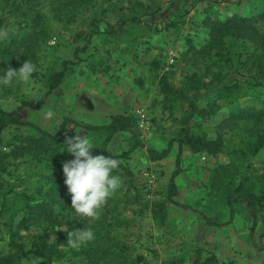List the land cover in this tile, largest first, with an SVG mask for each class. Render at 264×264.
Here are the masks:
<instances>
[{"label":"rangeland","instance_id":"374dc122","mask_svg":"<svg viewBox=\"0 0 264 264\" xmlns=\"http://www.w3.org/2000/svg\"><path fill=\"white\" fill-rule=\"evenodd\" d=\"M256 3L258 0H160L159 8L143 14L135 7L130 8L128 0H97L80 10L72 24L52 22L38 53L33 83L26 86L17 81L7 94H0V107L6 110L18 107L22 100L43 101L37 108L24 107L20 116L51 133L57 132L64 118L92 125L107 124L116 114L133 118L137 128L118 132L107 146L109 153L118 154L135 143L140 144L124 159L135 174L139 203L124 196L126 187L118 170L114 175L119 177L120 187L105 204L108 218L119 219L117 237L126 252L127 264H164L171 259L194 264L211 254L222 264H264V206L252 234V217L245 203L236 202L233 211L225 200L226 193L239 184L244 194L250 188L264 196V147L246 160L242 153L252 140L229 129H219L223 111L204 120L202 125L209 137L221 135L224 150L211 156L183 146L176 178L179 194L174 198L180 204L168 203L163 224L153 217L150 207L152 201L167 195L169 179L176 169L178 143L174 142L169 154L161 159H152L148 151L165 150L179 127L159 103L152 61L173 71L172 82L182 85L194 69L180 62L181 54L188 43L204 41L209 30L205 20L245 15ZM134 13L140 15L141 22L120 25V17ZM18 26L17 19H10L4 28L14 32ZM235 52L236 56L245 55L249 65L241 66L235 73L232 98L241 106L264 107V88L249 82L264 83V70L254 62L255 53L249 45L238 46ZM64 65L66 74L62 83L46 94L49 74ZM209 97L206 95L200 105H206ZM35 132L31 126L14 125L3 132L2 138ZM77 134L91 140L94 146L91 152L97 155L95 148L104 136L86 132L73 123L68 124L62 136L63 154L73 157L66 151L65 141ZM8 150L0 148V185L7 197L5 202L0 200L3 253L11 249L13 231L28 248L37 235V225L21 221L24 214L21 196L35 193L42 184L40 167L30 159H11ZM5 166L7 170H3ZM205 217L220 225H209ZM62 225L56 227L69 233L76 230ZM64 250L68 252V248ZM63 264H80V260L68 255Z\"/></svg>","mask_w":264,"mask_h":264},{"label":"trees","instance_id":"16d2710c","mask_svg":"<svg viewBox=\"0 0 264 264\" xmlns=\"http://www.w3.org/2000/svg\"><path fill=\"white\" fill-rule=\"evenodd\" d=\"M96 1L2 0L0 28L6 27L10 19H17L19 26L14 32H10L7 40L0 41V70L8 67L19 68L25 59L37 65L38 53L42 42L49 34L51 23L56 21L65 25L72 24L80 10L88 8ZM128 1L130 8L135 7L143 14L160 6V0ZM134 14L120 17V25L123 26L128 22L132 24L141 22L140 15ZM205 23L209 30L204 41L201 44L188 43V47L181 54L180 62L194 69L185 77L182 85L178 86L172 82L173 71L164 69L157 61H152L153 77L157 82V93L160 96L159 103L162 110L179 124L165 150L158 152L153 148L148 149L151 158L156 160L166 157L173 143H178L176 169L169 179L167 195L165 198L151 202L150 212L160 224L166 221L168 203L180 204L174 198L179 194L176 178L180 172L183 146L186 145L194 152H203L211 156H218L224 150L223 138L220 134L216 137H209L202 125L204 120L213 119L223 111V118L217 127L229 129L237 135H246L252 140L246 152L242 153L246 160L264 147V107L241 106L231 95V82H235V73L241 66L249 65L245 55L236 56L235 50L238 46L249 45L255 53L254 62L264 70V0H258V3L253 4L248 14H234L225 19L208 18ZM65 74V65L62 69L49 74L46 94L54 91L62 83ZM15 82L11 85L0 84V94H7L8 89H12ZM249 82L255 87L264 88V83ZM206 95L210 96V100L202 106L200 101ZM42 103L43 101L22 100L18 107L11 110L0 107V148L7 147L9 149L7 156L13 160L30 159L33 161L40 167V180L42 181L35 193L21 196L24 210L21 221L37 225L39 227L37 235L28 248L13 231L10 239L11 249L4 253L0 252V264H29V262L31 264H56L58 262L63 264L68 255L79 259L80 264H127L126 252L117 237L119 219L108 218L106 203L99 209V214L95 218L82 216L71 208V194L64 183L62 165L74 157H67L63 154L61 141L70 123L82 127L86 132L102 134L104 136L102 143L95 148L97 154L112 155L119 161L113 174L118 170L121 172L123 185L126 187L124 196L131 197L134 202L139 203V187L135 182V174L124 163V159H127L140 144L135 143L128 150L118 154H111L107 150L111 139L118 132L133 131L137 128L136 123L131 116L126 114L113 115L110 122L103 125H92L64 118L57 132L51 133L31 122L24 121L20 116V111L24 107L37 108ZM177 113L179 116H175ZM14 125L31 126L36 132L34 134L16 133L3 140V132ZM3 170H7V166ZM225 197L233 211V204L245 203L252 217L250 230L253 234L259 222L260 209L264 206V196L257 195L250 188H246V194H244L243 187L239 184L227 192ZM6 198V193L0 185V200L5 202ZM205 218L209 225H220L217 221ZM59 223L63 224L62 226L76 228V230L90 228L94 233V238L73 248L68 243L72 236L67 229L56 227ZM60 245L68 248V252ZM164 264L181 263L176 259H171L165 260ZM194 264L222 263L211 254L203 260L195 261Z\"/></svg>","mask_w":264,"mask_h":264},{"label":"clouds","instance_id":"9594fccd","mask_svg":"<svg viewBox=\"0 0 264 264\" xmlns=\"http://www.w3.org/2000/svg\"><path fill=\"white\" fill-rule=\"evenodd\" d=\"M9 35V29L0 28V41L7 40ZM36 71L37 66L25 59L19 68L0 70V84L11 85L15 81H22L26 86L30 85ZM65 144L66 151L74 157L62 165L64 183L71 194V208L82 216L95 218L99 209L120 187L119 177L113 174L119 161L112 155H93V143L86 135L69 137ZM70 235L72 238L68 243L77 246L94 238L90 228L71 230Z\"/></svg>","mask_w":264,"mask_h":264}]
</instances>
